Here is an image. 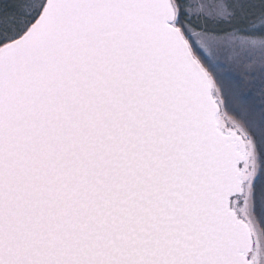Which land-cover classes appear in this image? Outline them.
Returning a JSON list of instances; mask_svg holds the SVG:
<instances>
[{
  "label": "snow or ice",
  "instance_id": "snow-or-ice-1",
  "mask_svg": "<svg viewBox=\"0 0 264 264\" xmlns=\"http://www.w3.org/2000/svg\"><path fill=\"white\" fill-rule=\"evenodd\" d=\"M0 264H264V0H0Z\"/></svg>",
  "mask_w": 264,
  "mask_h": 264
}]
</instances>
